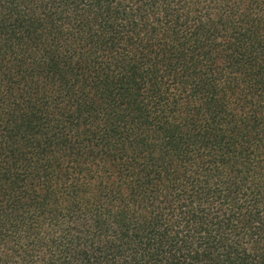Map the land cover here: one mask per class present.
Returning <instances> with one entry per match:
<instances>
[{
  "label": "trees",
  "instance_id": "obj_1",
  "mask_svg": "<svg viewBox=\"0 0 264 264\" xmlns=\"http://www.w3.org/2000/svg\"><path fill=\"white\" fill-rule=\"evenodd\" d=\"M0 264H264V0H0Z\"/></svg>",
  "mask_w": 264,
  "mask_h": 264
}]
</instances>
